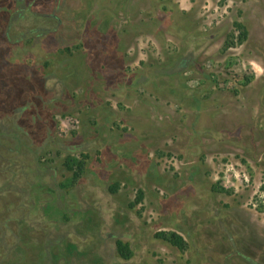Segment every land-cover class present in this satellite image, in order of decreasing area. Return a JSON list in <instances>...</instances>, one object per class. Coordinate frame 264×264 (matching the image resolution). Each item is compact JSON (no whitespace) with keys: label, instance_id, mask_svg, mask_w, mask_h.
I'll use <instances>...</instances> for the list:
<instances>
[{"label":"rangeland","instance_id":"1","mask_svg":"<svg viewBox=\"0 0 264 264\" xmlns=\"http://www.w3.org/2000/svg\"><path fill=\"white\" fill-rule=\"evenodd\" d=\"M0 264H264V0H0Z\"/></svg>","mask_w":264,"mask_h":264},{"label":"trees","instance_id":"2","mask_svg":"<svg viewBox=\"0 0 264 264\" xmlns=\"http://www.w3.org/2000/svg\"><path fill=\"white\" fill-rule=\"evenodd\" d=\"M173 236V239L172 242L175 244V245H179V237L175 234H172ZM120 246V245H119ZM120 249H122V246H120Z\"/></svg>","mask_w":264,"mask_h":264}]
</instances>
